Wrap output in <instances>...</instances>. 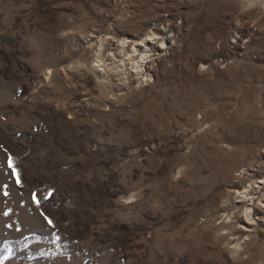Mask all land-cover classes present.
Segmentation results:
<instances>
[{"label": "rangeland", "instance_id": "rangeland-1", "mask_svg": "<svg viewBox=\"0 0 264 264\" xmlns=\"http://www.w3.org/2000/svg\"><path fill=\"white\" fill-rule=\"evenodd\" d=\"M0 264H264V0H0Z\"/></svg>", "mask_w": 264, "mask_h": 264}, {"label": "bare ground", "instance_id": "bare-ground-1", "mask_svg": "<svg viewBox=\"0 0 264 264\" xmlns=\"http://www.w3.org/2000/svg\"><path fill=\"white\" fill-rule=\"evenodd\" d=\"M151 35V34H150ZM145 43L146 44H152L153 42H151L148 38H146L145 40ZM155 42V41H154ZM164 44V43H163ZM142 56V55H141ZM141 60V59H140ZM139 63H140V61H139ZM147 63V62H146ZM141 64V63H140ZM147 65V64H146ZM142 66H145V64H144V62L142 61ZM148 67V66H147ZM149 68V67H148ZM139 69H141V68H139ZM143 69V68H142ZM144 70V69H143ZM137 74H138V72H137ZM141 74H143V73H141ZM144 75H146V74H144ZM245 196V195H244ZM251 211V210H250Z\"/></svg>", "mask_w": 264, "mask_h": 264}, {"label": "snow or ice", "instance_id": "snow-or-ice-1", "mask_svg": "<svg viewBox=\"0 0 264 264\" xmlns=\"http://www.w3.org/2000/svg\"><path fill=\"white\" fill-rule=\"evenodd\" d=\"M11 166V165H10Z\"/></svg>", "mask_w": 264, "mask_h": 264}]
</instances>
